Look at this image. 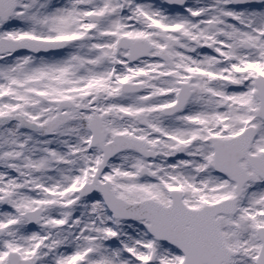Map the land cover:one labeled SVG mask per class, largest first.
<instances>
[{"label": "snow or ice", "instance_id": "obj_1", "mask_svg": "<svg viewBox=\"0 0 264 264\" xmlns=\"http://www.w3.org/2000/svg\"><path fill=\"white\" fill-rule=\"evenodd\" d=\"M0 264H264V0H0Z\"/></svg>", "mask_w": 264, "mask_h": 264}]
</instances>
